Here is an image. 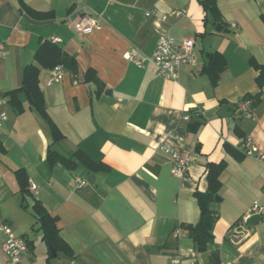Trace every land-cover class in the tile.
Here are the masks:
<instances>
[{
	"label": "crops",
	"instance_id": "obj_1",
	"mask_svg": "<svg viewBox=\"0 0 264 264\" xmlns=\"http://www.w3.org/2000/svg\"><path fill=\"white\" fill-rule=\"evenodd\" d=\"M22 1L54 17L35 18L21 0H0V93L6 97L22 86L24 67L36 64L43 41L59 39L78 66L64 68L63 81L52 86L47 85L50 70L40 72L47 113L64 141L54 143L47 123L23 94V114L0 106V115H8L0 127L5 148L0 152V219L29 240L23 264H170L174 255L184 264H214L216 253L219 264H264V220L247 224L252 205L264 204V161L246 154L252 146L264 154V88L250 65L251 60L264 65V0H217L218 25L227 33L216 32L212 21L206 24V0ZM176 10L184 16L175 18ZM83 14L97 17L101 29L77 32L74 23ZM162 35L177 43L195 41L196 65L182 66L177 81L158 76L148 60L138 66L125 58L149 57ZM23 51L29 56L25 66ZM213 53L227 63L216 86L202 73ZM90 71L98 82L86 81ZM195 123L200 125L196 133L190 130ZM225 144L243 159L228 153ZM162 146L196 149L185 177L172 174ZM50 147L68 158L81 151L108 170L51 166ZM222 161L227 167L220 201L213 205L219 215L215 240L200 254L182 227L198 223L195 193L208 189L207 164ZM21 171L28 177V195L20 186ZM89 177L94 184L78 189V180ZM36 201L57 218L72 257H52L32 212ZM4 240L0 233V264L7 260Z\"/></svg>",
	"mask_w": 264,
	"mask_h": 264
},
{
	"label": "trees",
	"instance_id": "obj_2",
	"mask_svg": "<svg viewBox=\"0 0 264 264\" xmlns=\"http://www.w3.org/2000/svg\"><path fill=\"white\" fill-rule=\"evenodd\" d=\"M21 3L23 4V9L35 18L49 19L54 17V13H36L25 6L22 0ZM202 6L206 13V24L209 21H212L215 26L222 23L217 0H206L202 2ZM208 59L209 62L202 70V73L210 78L213 86H216L219 82L220 75L227 68V63L220 53L209 54ZM35 63L36 64H29L24 67L22 86L6 95L8 98V105H10L17 114H23L25 108L20 100V95L23 94L28 101L29 108L38 113L47 123L54 143H59L64 141L65 137L47 113L46 101L40 88V72L41 69L51 71L58 66L76 71L78 68L76 58L67 53L58 43L46 40L41 43V46L35 55ZM250 65L258 72L256 78L258 87L260 89L264 88V65L258 64L255 60H251ZM86 81L98 82L96 74L93 71L88 72ZM249 99H251L249 96L245 98V100ZM199 128L200 125L195 123L193 127H190V130L196 133ZM225 149L238 160H241L244 157L228 144H225ZM4 151V145L0 141V152ZM47 159L51 166L60 163L68 169H76L81 164L89 172L96 173L108 170L106 166L95 163L90 157L81 151L75 152L72 157L68 158L60 155L50 147L48 149ZM226 167L227 164L225 161H222L219 164H207L208 189L204 193H195L200 209V219L195 225H183L182 227L191 236L196 245V249L200 254L206 253L209 245L215 240L214 227L218 222L219 215L214 210L213 205L216 203V199L219 197V193L222 189L220 178ZM18 176L22 192L24 195H28L29 183L27 174L24 171H21ZM32 212L38 219L40 230L43 232V241L47 246H52L56 254L63 253L66 256L72 257L73 252L71 248L60 237V232L56 226L57 218L52 217L39 201H36L33 205ZM212 259L216 260L214 264H219L217 253L212 255Z\"/></svg>",
	"mask_w": 264,
	"mask_h": 264
},
{
	"label": "built area",
	"instance_id": "obj_3",
	"mask_svg": "<svg viewBox=\"0 0 264 264\" xmlns=\"http://www.w3.org/2000/svg\"><path fill=\"white\" fill-rule=\"evenodd\" d=\"M184 11L176 10L172 12L175 18H181L184 16ZM151 12L147 13L150 17ZM167 16L162 17V21H166ZM75 29L77 32L87 35L93 31L101 29V25L97 17L89 14H83L79 17L75 23ZM54 43H58L59 39H54ZM195 41L193 39H187L182 43H177L173 38L162 35L159 40L155 51L149 56L142 58L137 54H126L125 58L128 61L135 63L138 66H143L148 60L155 67L157 75L170 81H177L179 73L184 65H196V58L194 56ZM64 79V68L58 66L50 71V76L47 81L48 86L58 84ZM8 105V99L0 93V106ZM242 107V106H241ZM244 111H249V104H245L242 107ZM8 120L6 112L0 115V127ZM249 142V140H247ZM247 147V145H246ZM161 152L167 154L172 164V174L177 178H183L187 174L188 167L195 160L196 149L195 148H179L169 149L166 147H160ZM248 156H254L257 159L264 161V154H261L257 147L252 146L246 150ZM90 181L85 179L78 180V189H82L87 186ZM37 185L30 183V191L35 192ZM264 195V188L262 190ZM258 215L260 219L264 220V204L255 202L250 208L248 218ZM0 233L5 237L2 250L7 257L4 264H23L24 259L30 252V242L26 237L17 236L10 224L0 219ZM179 235V231L176 232V237ZM72 264H76L72 262ZM170 264H184L182 258L179 255H174Z\"/></svg>",
	"mask_w": 264,
	"mask_h": 264
},
{
	"label": "water",
	"instance_id": "obj_4",
	"mask_svg": "<svg viewBox=\"0 0 264 264\" xmlns=\"http://www.w3.org/2000/svg\"><path fill=\"white\" fill-rule=\"evenodd\" d=\"M78 16V14L76 15ZM216 32H225L227 33L228 31L227 30H224L223 26L222 25H217L216 26ZM28 60H29V56L23 51L21 52V61H22V65L25 66L27 63H28ZM88 180L90 181V183L94 184L95 180L93 177H89ZM217 202L220 201V198L217 197L216 199ZM260 221V217L258 215H255V216H252L250 217L248 220H247V224L250 225V226H255L258 224V222ZM50 251H51V255L52 257H55L56 256V253L53 249L52 246H50Z\"/></svg>",
	"mask_w": 264,
	"mask_h": 264
}]
</instances>
